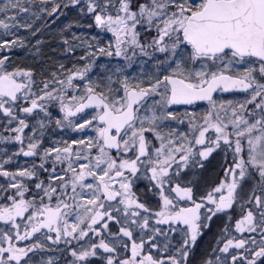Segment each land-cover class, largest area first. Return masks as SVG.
Wrapping results in <instances>:
<instances>
[{
  "label": "snow or ice",
  "instance_id": "1",
  "mask_svg": "<svg viewBox=\"0 0 264 264\" xmlns=\"http://www.w3.org/2000/svg\"><path fill=\"white\" fill-rule=\"evenodd\" d=\"M0 264H264V0H0Z\"/></svg>",
  "mask_w": 264,
  "mask_h": 264
}]
</instances>
